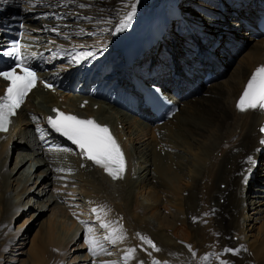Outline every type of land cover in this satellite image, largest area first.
<instances>
[{
	"label": "bare ground",
	"instance_id": "bare-ground-1",
	"mask_svg": "<svg viewBox=\"0 0 264 264\" xmlns=\"http://www.w3.org/2000/svg\"><path fill=\"white\" fill-rule=\"evenodd\" d=\"M133 1L107 0L105 9L113 11L114 14L121 13ZM162 1L152 0L149 6H154V11H157L159 8L156 6ZM189 1L191 0H186V2ZM200 1L207 10L201 3L194 2L200 6L196 8L201 11L206 10L208 15L212 14L210 11H219V18L199 16L190 7H184L182 12L196 18L204 26L205 31L212 35V38L219 35L223 37L221 34L223 31H218L222 27L221 23L236 31L243 28L245 32L242 35H253L255 16L262 10V6L256 3L258 0H230V4L225 5L222 11L218 6L217 8L211 6V0ZM259 1L264 4V0ZM0 5L2 6L0 17L8 15V12L12 10L15 12L19 8L18 6L15 8V3L10 0H0ZM81 12H87L92 16L95 14L92 8L83 9ZM19 13H21L20 9ZM21 15L26 24L36 23L32 13L22 12ZM224 15L233 16L230 19L227 18L228 21L225 23ZM115 20L116 17L113 21ZM250 28L252 31L249 30ZM227 35L234 36L229 33ZM218 39L220 41V38ZM226 42H228L226 47H222V42L215 45L208 38L203 42L199 39L197 44L210 51L204 52L205 55H200L198 58L194 54L185 58L181 64L178 63L177 67L173 68V74L167 71L169 72L167 76L162 74V77L158 78L167 96L179 104L171 117L159 124L149 125L131 116L130 113L93 98H89L88 102L79 108L77 104L81 95L77 93L55 94L44 91L38 86L32 88L13 117V127L0 137V226L3 223L2 218L8 217L7 213L17 215L23 203H28V199L21 201L23 195L30 192L35 196L34 202H37L45 193V189L44 193L43 189L36 192L34 186L31 189L32 184L27 185L28 177L20 173L26 160L35 159L33 167L35 175L32 176L34 185L40 181L46 182V185L50 182L52 175L58 176L55 166H66L71 172L64 168V174L71 173L69 176H73L74 179L68 181L73 186L69 185L63 189L70 188L78 199L80 195L86 199L87 204L91 206L90 216L94 218L96 225L105 223L103 221L106 219L103 218L105 215L112 217L114 214L121 218L126 241L135 247L128 245L126 248L127 251L135 249V252L131 253L133 256L130 255L126 259L128 264L141 262L154 264V261L159 264H222V262L264 264V224L258 229L257 234L253 232L256 219L254 217L257 216L259 206L264 205V200L258 198V196H264L261 192H264V185L250 186L251 182L260 183L264 180V142L262 150L258 151L257 140L262 135L261 129L256 128L261 121H263L261 127L264 128V113L258 108L240 112L234 105L250 69L264 61V37L259 36L251 42L252 44L254 42V45L248 53L246 52V56H243L245 59L243 65L238 63L236 66L238 70L232 73L236 82L227 83L226 87L220 80L207 85L199 81L196 84L193 83V77L199 76V72L215 69L213 71L215 75L222 64L228 62L227 59L232 54L226 59L225 55L237 43V38H229ZM212 47L222 50L214 53ZM178 50L172 48L167 52L166 57L175 59ZM217 67L219 69L216 70ZM1 85L0 80V90ZM197 94H199L198 97ZM58 97L61 100H58ZM60 102L72 105L78 111L94 115L99 121L108 122L114 126L126 156V169L122 179L113 180L102 169L95 166L89 167L87 163L80 167L77 164L78 159L74 157L54 155L52 152L42 154L38 139L30 128L26 111L48 112L51 105H59ZM94 103L96 106L92 108ZM133 109L135 113L139 112V117L142 115L144 119L150 118L145 108L134 106ZM148 128H152L151 132L155 140L153 144L146 142L143 137ZM9 143L11 145L8 148ZM156 147L157 153H155ZM176 148L179 151H175ZM11 157H13L12 163L7 167ZM249 157L252 159L249 160ZM49 160L55 162H49ZM150 161L153 164V174H150L148 166ZM252 167H255V173L253 179H249L247 172ZM40 174L41 177H39ZM261 175L263 177H260ZM57 181L62 182V179ZM242 188H245L243 192ZM183 191H185L184 194L181 193ZM64 192L63 190L55 194L49 190L44 200L48 203L55 202L56 198L62 196ZM32 204H27L23 209H27ZM10 207L13 209L11 210ZM95 207L102 209L93 213L92 209ZM162 207L165 213H162ZM247 208H250L251 215L247 213ZM1 212H3L2 216ZM62 215L65 222L70 221L64 212ZM247 219L249 224L245 223ZM49 224L56 226L53 219H50ZM105 224L108 225L107 228L100 226L104 238L110 233H112V239H115L116 233L117 236H123L117 231L113 233L114 228L110 229L111 222ZM79 227L75 225L66 234L56 231L55 236L52 227L43 230L37 246L30 245V242L27 248V250L31 246L34 248L31 254L27 252L31 260L29 264H47L48 260L53 262L52 264H56V261L63 262L66 246L75 240ZM1 231L2 229L0 233ZM138 233L146 240L142 241L137 236ZM4 235L7 234H2L3 242L0 244L6 247L13 237L7 235L10 238L5 241ZM177 238L178 242L175 241ZM149 239L160 249L159 251L153 250L146 242ZM107 240L110 242L109 239ZM126 241L123 238L115 244L110 242L109 245L113 248L112 250L117 247L118 253L122 255L127 245ZM47 246L56 247L58 251L52 252ZM225 249L239 251L234 253ZM2 250L3 248L0 247V251ZM87 254V252L83 253L84 263L78 264H99V262L101 264L104 260L105 253L95 257L89 255L87 259L92 257L90 261L86 259ZM204 257H210V259H203ZM77 258L74 256L73 261L69 260L70 264L80 260ZM115 260H112L113 264H121Z\"/></svg>",
	"mask_w": 264,
	"mask_h": 264
},
{
	"label": "snow or ice",
	"instance_id": "snow-or-ice-1",
	"mask_svg": "<svg viewBox=\"0 0 264 264\" xmlns=\"http://www.w3.org/2000/svg\"><path fill=\"white\" fill-rule=\"evenodd\" d=\"M128 7H130V11H127L121 19L117 31H123L128 28L136 15V4L131 3ZM52 31H55V29H52ZM0 55L8 56L15 60L13 67L8 70H0V78L7 82L4 94L0 96V132H7L9 125L12 123L11 117L17 114V110L23 104L25 97L35 87L37 75L34 70L24 63L25 58L21 55L18 41L9 49L0 50ZM83 55L87 58L88 56H93L94 53L88 52ZM17 69H19V73ZM44 87L50 88L51 85L45 83ZM236 108L240 112L257 108L264 109V65L257 67L248 79L236 103ZM52 111L56 113L55 117L49 116L47 118V123L51 129L71 141L73 145L79 148L80 155L83 158L103 169L113 180L123 178V173L126 169L124 154L107 126L100 125L94 119H81L76 115L65 114L55 108ZM261 131H264V129H261ZM65 150L69 151V149ZM248 159L251 160L252 158L249 157ZM96 211L97 209H92L93 213ZM81 223L86 226L85 242L88 244L89 253L94 257L106 253V249L100 246L98 241L87 235V233L91 232V228L87 227L88 222L81 221ZM100 226L102 228L108 227L105 223H101ZM115 231L114 229L113 233ZM137 236L142 241L146 240L139 233ZM111 237L112 233L106 236L105 239H109L113 244L124 238L123 236H116L115 239ZM146 242L153 250H160L150 239ZM225 251L235 253L239 250L225 249ZM133 252H135V249H129L123 259H127ZM193 255H195L194 252ZM203 259L207 260L210 257H204ZM104 264H113V262L105 261ZM154 264H159V262L154 261ZM222 264H227V262H222Z\"/></svg>",
	"mask_w": 264,
	"mask_h": 264
},
{
	"label": "rangeland",
	"instance_id": "rangeland-1",
	"mask_svg": "<svg viewBox=\"0 0 264 264\" xmlns=\"http://www.w3.org/2000/svg\"><path fill=\"white\" fill-rule=\"evenodd\" d=\"M189 2H191V4H194V2H197V3H201V5H204L200 0L189 1ZM194 5H196V4H194ZM196 7H200V6L196 5ZM204 9L207 10V7L205 6ZM205 11H201V13L196 12V11H193V12L198 13L199 16L203 15V16H209L210 18H216V17L219 18V13H217L218 16L212 17V16L208 15L207 12H205ZM0 12H1V9H0ZM12 12H13V10H12ZM212 12L213 11H210V13H212ZM15 13H19V8L15 10ZM202 13H204V14H202ZM232 16L233 15H224L225 19L223 20V22L228 21L227 18L230 19ZM102 17H103V20L106 19V16L103 15ZM221 26L223 27L224 24L221 23ZM249 30L252 31V28H250ZM230 31H232V32H229V34H233L234 36L230 37L229 35L226 34L228 32L225 31V32H222L223 37H221L222 35L218 37V38H220V41L218 40V42L219 43L222 42L223 45H225V46L222 45V47H226V45L228 44V42H226L227 39L237 38V43L229 51V53L227 55H225V59H226V58H228V56H230L232 54L227 59L228 62L225 60L226 62L222 64L221 69L215 75H212L207 82H202L201 80L198 79L199 82H202L205 85H207L208 83H211L214 81L216 82V80H220V82L224 86L227 83H230L233 81L236 82L235 76L232 75V73H234L236 70H238V67H236L238 65V63L240 65H243V62L245 61L243 56H246V54L248 53L250 48L254 45V42H253V44L251 42L254 41L257 38V36H253V35L250 36V34L242 35L245 32L243 28H241V30H240L241 32L236 31L232 28H230ZM219 43H217V44H219ZM212 50L214 53H217L218 51L220 52L222 49H215L212 47ZM219 55H223V53H221V54L219 53ZM201 75H202V73H200L199 77H201ZM197 89L199 91V87H197ZM201 89H203L202 85H201ZM226 91H227V89L225 88V92ZM196 96L198 97L199 94H197ZM177 105H179V104L177 103ZM92 107H94V105H92ZM130 115L147 122L149 125H153V123L150 122L149 119H144L143 117H141L142 116L141 114H140L141 115L140 117H138L135 114H130ZM126 128H127V126H126ZM151 130H152V128L151 129L148 128L146 133L143 135V137H144V140H146V142L148 141V142H151V144H153V142H155V140H154V137H153ZM154 134H156V131H154ZM127 144L129 147V143H127ZM10 145L11 144L9 143L8 148L10 147ZM174 150L179 151L177 148ZM157 152H158V150L156 147L155 153H157ZM160 153L162 154L161 151H160ZM182 154H183V152H182ZM184 154L187 155L186 153H184ZM14 158H15V156H14ZM12 160H13V157H11V159H9V165H7V167H9L11 165ZM34 161H35V159H32L30 161L26 160L25 163L23 164L22 168L20 169V173H22V174L24 173L23 176L28 177L27 185L32 184L31 189L34 186L35 187L34 190L36 192H38L39 190L42 191V189H43V193H44V189H45V193L39 198L41 200H37V202L36 201L34 202L35 196L31 195L30 192L27 193L25 196L23 195L21 197V201H25V199H28V203L22 202L23 207L21 210H18L19 212L17 213V215L11 214L12 215L11 216L10 214L8 215V213H7L6 215L8 217L7 218L5 217V219L2 218L3 223H1V226H0V229H2V231L0 233V242H3V241H1L2 234H7L9 236H12L13 240L6 247L4 245L0 244V247L3 248V250L0 251V256L2 254V257H0V264H29L31 262V260H30L28 253L31 254L34 248H33V246H31L29 250H27V248L29 247L30 242H31L30 245L37 246L39 240L42 237L43 230H46L49 227H52L53 233L55 236L56 231H59L60 234L61 233L63 234V232L66 234V232H70V230L75 226L73 223V217H71L68 214L69 207H71L72 204L67 202V201H69L70 198L64 196V194H66V193H63V196L56 198L55 202L48 203V201L44 200V199H45L46 195L48 194L49 190L53 191L52 183L49 182L46 185H45L46 182H42V181L37 182L36 185H34V183H32L33 179H34L32 176H33V174L35 175V170H33V167L35 165ZM152 165H153L152 161H150V163L148 164L149 169H150V174H153L152 173V167H153ZM254 173H255V171H254ZM171 175H173V173H171ZM39 177H41V174L39 175ZM260 177H263V175H261ZM252 179H253V177H252ZM262 182H264V180L260 181V183H262ZM260 183H256V181H255V182H252L250 186H258L259 187V186L264 185V184H260ZM158 189H159V187H158ZM243 190H244V188H243ZM261 192L264 193L263 191H261ZM53 193H55V192H53ZM181 193L184 194L185 191H183ZM60 198H62V199H60ZM258 198H261L264 200V196L263 197L258 196ZM31 203H33L32 206L30 205L27 209H23L27 204L29 205ZM259 207H260L259 211L256 214L257 216L254 217V218H256L255 222H254V229H253L254 234H257L258 229H260L262 227V225L264 224V205H260ZM12 209H13V207L11 208V210ZM161 211H162V213H165L163 207L161 208ZM63 212L68 216V219H70V221L65 222V218L62 215ZM247 213L249 215L252 214V212H250V208H247ZM2 214H3V212H1V216H2ZM249 215H246V217H249ZM50 219H53V221L56 223V226L49 224ZM245 223L249 224V220L247 219L245 221ZM60 226H61V228H60ZM7 235L3 236V240L8 241V239L10 237H8ZM90 235H92V234H90ZM78 236H79V234H77L75 240H73L71 243H69L66 246L68 250L66 249V255L63 258V262L58 261L59 264H61V263L70 264L69 260L73 261L74 256L78 257L77 259H80L79 261L75 260L76 261V262H74L75 264L84 263L85 258L83 257V253H82L84 251V248L82 249L83 245L81 244V243H83V238H82V236H80L78 238ZM234 239H235V237H234ZM175 241L178 242V238ZM47 248L52 250V252L58 251L56 247L52 248L50 246H47ZM43 255H45V253H43ZM109 256L110 255H108V256L104 255V259H105V257H109ZM87 260L90 261L89 259H87ZM49 261L50 260H48V262ZM99 264H100V262H99ZM248 264H251V263L248 262Z\"/></svg>",
	"mask_w": 264,
	"mask_h": 264
},
{
	"label": "trees",
	"instance_id": "trees-1",
	"mask_svg": "<svg viewBox=\"0 0 264 264\" xmlns=\"http://www.w3.org/2000/svg\"><path fill=\"white\" fill-rule=\"evenodd\" d=\"M15 8H17L16 5H15ZM15 8H14V9H15ZM13 11H14V10H13Z\"/></svg>",
	"mask_w": 264,
	"mask_h": 264
}]
</instances>
